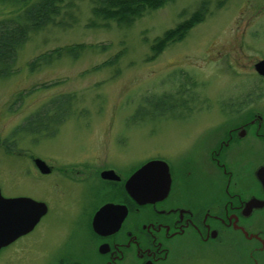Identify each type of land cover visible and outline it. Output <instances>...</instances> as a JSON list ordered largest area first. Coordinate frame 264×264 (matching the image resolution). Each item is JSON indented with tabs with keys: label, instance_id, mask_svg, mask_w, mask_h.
<instances>
[{
	"label": "flooded vegetation",
	"instance_id": "obj_1",
	"mask_svg": "<svg viewBox=\"0 0 264 264\" xmlns=\"http://www.w3.org/2000/svg\"><path fill=\"white\" fill-rule=\"evenodd\" d=\"M256 57L240 68L239 114L226 107L174 160L119 163L104 149L61 159L20 147L15 127L0 131V176L16 166L31 179L52 176L59 206L53 216L44 198L0 179V264H264V73L256 68L264 55ZM150 159L167 166L159 191L141 201L126 183ZM17 197L15 206L1 202Z\"/></svg>",
	"mask_w": 264,
	"mask_h": 264
},
{
	"label": "rangeland",
	"instance_id": "obj_2",
	"mask_svg": "<svg viewBox=\"0 0 264 264\" xmlns=\"http://www.w3.org/2000/svg\"><path fill=\"white\" fill-rule=\"evenodd\" d=\"M199 1H169L128 26H91L87 24L95 18L91 1L76 0V22L31 34L18 49L15 72L0 76V131L16 127L52 95L74 91V111L59 131L46 137L16 130L20 147L44 150L61 159L92 149L102 156L104 149L119 163L130 159L136 164L157 154L174 160L199 127L226 116V107L234 111L232 116L239 114L240 68L264 55V0H224L220 5L211 0L206 15L186 35L153 53L155 37L192 12ZM4 10L0 1V14ZM73 43L82 46L78 57L64 55L35 70L29 68L37 54ZM188 74L196 81L194 97L188 102L179 97L181 103L173 107L176 111L166 106L164 114L154 115L149 101H141L153 93L176 94ZM139 105L148 113L134 120L132 114ZM32 138L37 142L33 146ZM14 170L7 180L5 174L0 176L4 188L44 198L49 212L58 214L52 176L31 179L19 167ZM61 183L62 187L68 184L63 179ZM47 233L55 238V229Z\"/></svg>",
	"mask_w": 264,
	"mask_h": 264
},
{
	"label": "trees",
	"instance_id": "obj_3",
	"mask_svg": "<svg viewBox=\"0 0 264 264\" xmlns=\"http://www.w3.org/2000/svg\"><path fill=\"white\" fill-rule=\"evenodd\" d=\"M5 10L0 14V76H7L15 72L18 49L31 34L51 30L52 26L61 28L71 27L77 20L76 0H0ZM90 10L95 18L88 21V25L119 26L131 25L136 18L163 6L172 0H90ZM224 0H217L220 5ZM211 0H200L197 7L184 16L172 27L166 28L155 37L151 47L153 53L162 50L165 45L180 40L189 28L200 21L209 10ZM180 16H183L181 11ZM81 44H66L55 46L34 56L29 61V68L35 70L48 65L64 55L78 57ZM185 83L180 81L176 94L172 92L153 93L142 97L141 101H149L154 115L164 114L169 106L173 111L174 104L179 100L188 102L189 91L193 94L196 81L190 74L183 76ZM191 84L186 86V83ZM186 95V97H184ZM77 94L74 91H63L46 99L38 108L27 114L15 127V131L26 134H37L46 137L54 136L60 125L74 111ZM139 105L132 118L142 119L148 113V108Z\"/></svg>",
	"mask_w": 264,
	"mask_h": 264
},
{
	"label": "water",
	"instance_id": "obj_4",
	"mask_svg": "<svg viewBox=\"0 0 264 264\" xmlns=\"http://www.w3.org/2000/svg\"><path fill=\"white\" fill-rule=\"evenodd\" d=\"M256 68L264 73V59H261L256 63ZM163 164L167 166V163L164 160L150 159L134 171L132 176L128 179L126 186L135 198L143 201L155 196V193L160 189L158 184ZM106 172L108 173L109 171H103V174ZM20 200L21 197L10 199L5 198L2 199L1 202L9 204V206H15L16 204L18 205ZM13 216L17 218L15 214H13Z\"/></svg>",
	"mask_w": 264,
	"mask_h": 264
}]
</instances>
